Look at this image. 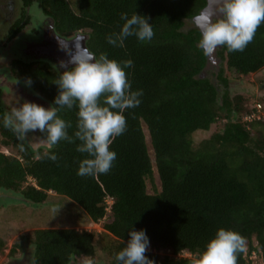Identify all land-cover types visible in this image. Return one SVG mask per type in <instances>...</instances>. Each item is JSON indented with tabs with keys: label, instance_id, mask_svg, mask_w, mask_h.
<instances>
[{
	"label": "trees",
	"instance_id": "obj_1",
	"mask_svg": "<svg viewBox=\"0 0 264 264\" xmlns=\"http://www.w3.org/2000/svg\"><path fill=\"white\" fill-rule=\"evenodd\" d=\"M40 2L60 37L82 33L89 36L87 46L97 58L105 53L117 62L132 60L133 66L125 69L127 79L131 90L143 95L138 107L123 113L127 128L110 146L117 154L111 170L94 177L77 175L79 162L88 158L76 150L81 143L74 137L78 106L58 112L71 123L67 131L75 142L62 140L48 149H34L4 128L0 106L1 146L7 150L0 151V189L37 207L55 194L84 213L86 220L77 225L91 223L103 230H37L35 264L94 261L101 242L107 257L103 264H117L115 254L133 229L145 230L150 241L145 255L155 264H190L183 255L205 250L220 228L246 238L248 252L238 254L237 264H252L254 254L262 255L264 263V86L256 101L243 94L231 97L227 77L234 72L248 78L264 69V23L243 52L222 46V67L201 78L208 56L198 47L201 33L193 19L207 0ZM121 13L147 17L153 39L141 42L130 36L122 47L109 44L106 37L124 23ZM11 71L21 82L31 78L30 89L54 106L60 72L49 62L15 61ZM213 129L208 138L195 141L196 135ZM52 153L58 157L55 162L48 158Z\"/></svg>",
	"mask_w": 264,
	"mask_h": 264
},
{
	"label": "clouds",
	"instance_id": "obj_2",
	"mask_svg": "<svg viewBox=\"0 0 264 264\" xmlns=\"http://www.w3.org/2000/svg\"><path fill=\"white\" fill-rule=\"evenodd\" d=\"M120 19L124 21L121 30L106 37L109 44L122 47L130 36L141 42L153 39V27L147 17L134 13L129 18L127 13H121ZM196 19L201 33L198 47L206 55L222 46L230 52H243L264 23V0H213L211 8ZM69 63L74 66L69 68ZM132 66L130 59L121 63L109 59L105 53L97 58L87 49L76 48L68 62L60 63L64 71L55 82L59 92L54 106L45 108L24 101L5 113L3 126L20 141L37 130L43 134L42 142L49 146L62 140L74 143L78 139L81 143L76 150L88 154V158L79 162L77 175L107 174L117 158L110 146L127 128L123 113L138 107L139 97L143 95L142 90H131L125 69ZM25 83L30 87L31 78ZM74 105L78 106L75 139L67 131L71 123L58 116L61 109H72ZM48 158L54 162L58 159L55 153ZM129 235L126 246L115 254L117 264H155L145 255L150 245L145 230L133 229ZM245 251L244 236L235 230L220 228L207 242L205 250L191 256L190 264H237L238 254ZM84 264H91V261L85 260Z\"/></svg>",
	"mask_w": 264,
	"mask_h": 264
},
{
	"label": "rangeland",
	"instance_id": "obj_3",
	"mask_svg": "<svg viewBox=\"0 0 264 264\" xmlns=\"http://www.w3.org/2000/svg\"><path fill=\"white\" fill-rule=\"evenodd\" d=\"M37 12L39 13L40 18L44 17L40 9H38ZM37 21H39L38 18ZM193 24L195 25L194 22ZM9 28L10 26L2 22L0 19V45L3 42L4 37L8 35ZM34 29H37L39 34H41V28L35 26ZM37 36L38 35H36L35 32H32L31 29H27L21 33L11 44H8L6 48H1L0 74H5L9 78L11 77L12 80L16 81L12 75L11 64L15 61L27 62V56L24 52L26 51V48H24V46L26 42H38L41 40L42 35L39 37ZM211 71L215 72L213 69ZM227 77L230 81L229 90L231 97L243 94L248 97L251 96L252 100L254 99V101H256L257 97L263 95V92L261 91L264 85L261 83L264 81V69L259 74L251 75L248 78L241 77L234 72H228ZM15 84L19 85L20 87L21 85H24L29 91H22V89L18 86H13V90L16 92L17 90H20V94H22L27 99V101L41 105V102L37 101V97L34 96L35 93L30 89L29 86L26 85L25 82L16 81ZM0 85H2V82ZM13 94L8 92L2 93L0 95V102L6 107L10 106L8 109H11L12 106H19L24 102L21 101L16 104V102L19 100H17L18 94ZM253 94H255L254 97H252ZM213 131L214 129L210 132L196 135L195 141L198 142L202 139L208 138ZM2 140L3 139L0 135V151L7 153L6 148L1 146L3 144ZM146 140L147 144L149 145L150 155L152 156L153 153L149 136H147ZM24 141L34 149L41 147L45 149L50 148L47 143L42 142V137L40 136L38 130L36 132H30ZM153 169L154 183L158 188H160V179L157 173V168L153 167ZM147 189L149 194L154 193L153 184L150 180H147ZM0 202L2 203V207L0 208V264H27V257L31 256L32 252L34 251V245L32 244L34 241V233L40 229L75 228L79 231L84 229L88 231H96L98 234L103 232L102 228L96 224L90 223L85 225L86 227L77 225L75 222L86 220V218H84V213L70 201L60 198L55 194L51 195V197L48 199V202L42 204L40 207H37L26 203L25 199L20 194L5 190L0 192ZM103 244V242L100 243L97 257L94 261L90 260L91 264H103V262L106 261L107 257L103 251ZM16 245L17 250H19L15 253V255L11 256V248L16 247ZM255 245H257V242H255ZM20 247H23L26 250L25 253L20 249ZM246 250L248 252L247 246ZM161 254L169 255L165 252H161ZM183 257L191 258V256L186 254H184ZM84 261L85 260L82 259L78 260L80 264H84ZM253 261L254 262L252 264H264L262 255H256V258H254Z\"/></svg>",
	"mask_w": 264,
	"mask_h": 264
},
{
	"label": "flooded vegetation",
	"instance_id": "obj_4",
	"mask_svg": "<svg viewBox=\"0 0 264 264\" xmlns=\"http://www.w3.org/2000/svg\"><path fill=\"white\" fill-rule=\"evenodd\" d=\"M37 8L42 11L44 15L43 18L39 17ZM37 18L39 19V21H37ZM0 19L2 20V22L10 26L8 35L4 37V40L0 45V52L2 51L1 48L3 47L6 48L8 44H11L25 30L31 29L32 32H35L36 35H38L37 37L42 35L41 36L42 38L38 42L37 41L26 42L24 46V48H26L25 49L26 51L24 52L26 53V56H27V59H26L27 62H24V63L31 64L34 62L42 61L52 56L51 51H49L46 46H47V43L55 40L53 35L49 34V32L52 30L51 24L53 23L54 29H55V24H54V20L51 17L46 16L44 14L43 8L41 7L40 0H0ZM35 26L36 27L38 26L39 28H41L42 30L41 34H39L37 29H34ZM44 37L46 38V40ZM0 79H1L0 83L2 82V85H0V95L2 93H8V92L9 93L11 92L12 94L16 93L18 94L17 100L19 99L18 102H16V104H18L21 101H25V100L27 101V99L22 94H20L21 93L20 90L19 91L17 90L18 92L17 93L12 88L13 86L20 87L19 85L15 84L16 81H19V80L16 79V81H14L11 79V77L9 78L5 74H0ZM20 88L22 89V91H29L27 90V87H25L24 85L23 86L21 85ZM0 106L2 107L5 113H9L11 111V109H8L10 106L6 107L1 102H0ZM12 107H15V106H12ZM1 191H5V189H0V192ZM1 207H2V203L0 202V208ZM20 249L25 253L26 250L23 247H20ZM18 250H17V247L11 248L10 255L11 256L15 255V253ZM34 254H35V245H34V251L32 252L31 256H28L26 259L27 264H35ZM70 264H80V262H78L77 260L75 262H71Z\"/></svg>",
	"mask_w": 264,
	"mask_h": 264
},
{
	"label": "water",
	"instance_id": "obj_5",
	"mask_svg": "<svg viewBox=\"0 0 264 264\" xmlns=\"http://www.w3.org/2000/svg\"><path fill=\"white\" fill-rule=\"evenodd\" d=\"M212 3H213V0H207V5L203 8V10L201 12L208 11L211 8ZM201 12H200V14H201ZM196 17L193 19V22L195 23V26L200 30V28L198 27V21H197ZM51 29H52L50 31L51 33L49 32V34H52L55 40L47 43L46 47L49 51H51L52 56L49 58H46L42 61H47L49 63L51 62L52 64L51 63L50 64L53 67H55L61 73L62 71H64V69L60 67L61 61L68 62L71 58V55L75 54L76 48H82V49L89 50V48L87 46V41L89 40V36L84 35L82 33H78L74 37L67 39V38H62L55 33L53 23L51 24ZM45 40H46V38H45ZM221 49H222V47H219L216 49V51L213 54L207 55L208 56L207 66L205 67V69L201 73V76H200L201 78L209 77L208 72L211 71L212 69L215 71L220 70L221 60L219 59L218 53ZM73 66L74 65H72L70 63L68 64L69 68H71ZM32 95H33V93H32ZM34 96L37 97V101H40L41 102L40 104L43 105L45 108L50 107V104L45 102L43 99H42L43 100L42 101L41 98L38 97L36 94H34Z\"/></svg>",
	"mask_w": 264,
	"mask_h": 264
},
{
	"label": "built area",
	"instance_id": "obj_6",
	"mask_svg": "<svg viewBox=\"0 0 264 264\" xmlns=\"http://www.w3.org/2000/svg\"><path fill=\"white\" fill-rule=\"evenodd\" d=\"M252 258H255V254L252 256Z\"/></svg>",
	"mask_w": 264,
	"mask_h": 264
}]
</instances>
